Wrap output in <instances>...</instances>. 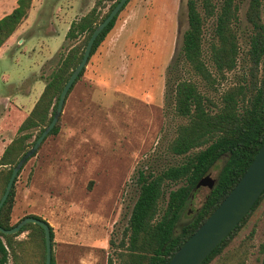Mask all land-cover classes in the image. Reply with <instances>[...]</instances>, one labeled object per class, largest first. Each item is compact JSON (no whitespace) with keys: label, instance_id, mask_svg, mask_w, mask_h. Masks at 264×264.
<instances>
[{"label":"rangeland","instance_id":"rangeland-1","mask_svg":"<svg viewBox=\"0 0 264 264\" xmlns=\"http://www.w3.org/2000/svg\"><path fill=\"white\" fill-rule=\"evenodd\" d=\"M93 2L31 0L26 17L0 46V153L19 134L18 126L58 59L82 43L83 35L66 39L64 34L70 21L90 10ZM111 2L101 7V16ZM185 2L125 3L66 94L58 132L43 138L16 175L10 223L29 214L45 220L52 230L55 264H106L107 256L120 264L112 245L117 244L136 198L138 171L157 170L173 160L161 149L180 120L165 104V82L187 26ZM247 3L238 1L237 64L215 85L218 92L245 68ZM14 6L15 0H0V17ZM198 9L202 13L200 3ZM259 19L264 24V0ZM212 24V17L204 19L206 42ZM209 94L215 99L214 92ZM38 128L27 130V142ZM221 163L222 159L216 161L195 189L177 228L202 203ZM25 236L23 231L17 238ZM208 264H264V197Z\"/></svg>","mask_w":264,"mask_h":264},{"label":"trees","instance_id":"trees-1","mask_svg":"<svg viewBox=\"0 0 264 264\" xmlns=\"http://www.w3.org/2000/svg\"><path fill=\"white\" fill-rule=\"evenodd\" d=\"M106 1L112 2L101 16L100 9ZM116 1L94 0L90 10L70 21L65 38L75 39L83 35L82 43L74 44L58 59L38 98L18 126L19 134L3 147L0 153V195L12 166L50 121L62 85L79 61L91 30ZM238 1L220 0L217 4L212 0L185 2L187 26L182 32L178 51L167 66L165 82V104L180 120L161 149L173 160L157 170L138 171L137 195L126 225L117 244L110 242L120 264H166L172 253L233 187L264 140V24L259 19L260 0H248L245 10V21L250 28L244 52L245 68L235 73L232 84L220 92L215 88L237 64L240 52ZM30 3L31 0H15V6L0 17V46L26 17ZM199 3L202 13L198 9ZM115 17L97 35L89 55L112 28ZM210 17L213 24L210 40L206 42L203 25L204 19ZM210 91L215 93V99ZM32 127L39 128L32 142H27L30 137L27 130ZM58 130L57 120L47 135H54ZM219 159H222L221 166L204 200L177 228L176 223L200 180ZM14 182L0 207V227L4 229L17 222L10 223ZM177 183L180 184L171 187ZM263 197L264 189L248 212L200 264H208L221 253ZM29 216L43 220L37 215ZM23 231L26 236L17 238ZM49 235L52 247L50 226ZM8 260L11 264H44V235L39 225L28 222L15 233L0 232V264H9ZM50 264H55L52 248ZM106 264H113L110 256H107Z\"/></svg>","mask_w":264,"mask_h":264},{"label":"water","instance_id":"water-1","mask_svg":"<svg viewBox=\"0 0 264 264\" xmlns=\"http://www.w3.org/2000/svg\"><path fill=\"white\" fill-rule=\"evenodd\" d=\"M126 0H117L108 13L91 30L82 55L71 70L66 81L58 94L54 112L50 121L42 128L32 145L18 158L12 166L3 192L0 195V207L5 201L14 179L23 166L24 162L35 152L43 138L56 123L61 112V108L66 93L84 67L90 53L91 46L109 21L119 12ZM203 177L200 182L206 178ZM199 182V184H200ZM213 181L211 182L212 185ZM211 187V186H210ZM264 189V140L257 152L247 165L239 179L217 204V206L207 215L201 224L181 243L172 253L166 264H200L209 252L228 234V232L238 223V221L248 212L255 200ZM39 225L44 235V264H50V235L49 225L41 219L33 216H24L16 224L8 229L0 227V232L12 234L17 232L26 223Z\"/></svg>","mask_w":264,"mask_h":264},{"label":"crops","instance_id":"crops-1","mask_svg":"<svg viewBox=\"0 0 264 264\" xmlns=\"http://www.w3.org/2000/svg\"><path fill=\"white\" fill-rule=\"evenodd\" d=\"M9 11H10V10H9ZM9 11H8V12H9ZM8 12H7V13H8Z\"/></svg>","mask_w":264,"mask_h":264}]
</instances>
